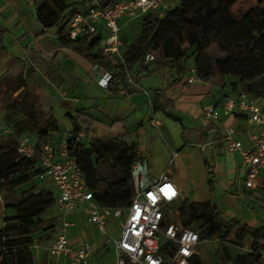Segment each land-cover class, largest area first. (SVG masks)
<instances>
[{
    "label": "trees",
    "instance_id": "1",
    "mask_svg": "<svg viewBox=\"0 0 264 264\" xmlns=\"http://www.w3.org/2000/svg\"><path fill=\"white\" fill-rule=\"evenodd\" d=\"M238 1L178 0L160 11L146 12L120 27L121 57L103 52V30L92 37L70 39L67 36L69 18L79 10L81 1L38 0L35 16L43 30L54 28L59 45L109 72L110 82L128 69L138 67L151 72L161 64L175 67L181 77L191 65L203 81L228 78L223 85L232 90L231 94L244 90L259 102L264 99V0H259L240 19L231 12ZM6 31L0 25V35ZM149 52H156L158 56L145 62ZM187 57H192L190 64L185 62ZM11 80L12 76L6 74L0 88ZM123 86L127 93L131 92L130 82ZM20 87L6 104L9 111L21 114V118L12 124L15 144L0 145V190L23 189L18 192L16 202L5 206L10 214L4 217V226L0 228V264H36L33 245L45 244L57 228L46 219L54 206L56 193L38 189L31 183L41 176L42 170L36 159L21 157L16 144L17 138L27 133L36 147L44 143L54 145L58 142L50 141L49 133L59 131V124L52 110H44L37 92L22 79L15 84V89ZM153 100L163 110L172 106L163 87L154 90ZM61 106L70 108L67 101L61 102ZM69 120L71 128L65 138L68 151L84 173L85 185L93 200L110 208L127 207L135 190L132 165L142 159L136 146L128 142L131 134L113 135L109 140L89 138L84 125L89 126L93 118L75 110V116H70ZM80 132L83 136L77 138ZM176 211V223L196 230L199 243L228 240L241 248L248 236L252 238L250 250L235 257L223 246L224 263L264 264L261 254L264 225L252 229L246 224L240 225L234 218L225 220L211 199L183 197ZM39 230L42 233L36 238ZM190 264H205L197 250Z\"/></svg>",
    "mask_w": 264,
    "mask_h": 264
},
{
    "label": "crops",
    "instance_id": "2",
    "mask_svg": "<svg viewBox=\"0 0 264 264\" xmlns=\"http://www.w3.org/2000/svg\"><path fill=\"white\" fill-rule=\"evenodd\" d=\"M35 8L36 6H30L27 0H0V25L7 30L0 35V83L6 74L12 76L11 82L0 88V93L7 94L9 101V96L14 97L22 88L15 89V84L22 79L27 87L37 92L44 110L51 109L54 117L55 109L52 105L54 96L56 94L64 98L68 96L72 103L69 102L68 112H63L65 127L62 128L55 117L59 131L49 133L50 141L56 143L66 138V132L71 127L69 117L74 116L73 111L80 110L94 119L90 123L93 128L104 133L111 136L126 132L136 134L134 145L142 158L137 163L140 181L144 179L149 184L161 173H165L177 187L180 198L182 195L185 197L184 182L176 175L183 174L189 187L203 190L201 199L195 197L191 200L211 199L225 220L234 218L240 225L246 224L252 229L264 225V176L258 178L254 187H246L243 184L244 167L241 156L236 152L226 151L221 141L224 127L232 126L235 137L240 139L244 146H248L245 131H256L258 126L253 124L248 116L239 113L221 115L219 119L212 121H206L202 117V110L205 107L217 106L221 99L231 94L232 90L223 85L228 78L215 77L209 81L187 84L186 71L179 77L177 73L170 75L162 73L159 69L151 72L143 69L134 79H130V93H127L121 84H113V81L104 88L98 81L106 71L91 65L77 53L59 45L54 32L51 33L53 44L49 47L45 45L47 43L44 42V38L50 31L42 29L35 16ZM24 46L25 48L28 46L29 49L26 54ZM145 78L151 80L150 84L155 86L153 89L143 83ZM12 85L13 89L9 91ZM162 87L172 103V106L165 110L153 100L154 90ZM97 98H100L103 104L95 101ZM124 98H128V101H121ZM7 102L3 106L4 115L13 113L6 108ZM146 102L153 113L161 111L168 121L173 120L175 127H179L176 138L169 133L165 134L166 151L159 172L155 176L149 174L148 153L138 136L143 129L141 118L149 111L145 107ZM259 103L264 106V99L259 100ZM19 115L21 118V114ZM104 116L108 126L106 131L99 127L105 122ZM157 120L163 129L162 132L166 133L165 122ZM199 145H204V149ZM183 152L187 157L185 162L179 159V154ZM38 179L42 180L38 183V189H49L56 193L49 179L43 176L36 180ZM18 198L17 190H0V228L4 226V217L10 214L5 206L16 202ZM86 207V203H81L66 214V218L73 222V226L67 232L68 239L74 244L88 241L92 245L93 264H108L110 257L114 259L112 246L106 244L104 236L88 223ZM46 219L57 227L61 214L52 208L46 214ZM86 228L96 230V235L93 236L90 232L88 235L84 230ZM241 248L244 253L248 251L244 248V243ZM261 254L264 255V250ZM34 255L37 258L36 264H69L65 256H51L44 249L38 250ZM99 256H102L101 261L98 260Z\"/></svg>",
    "mask_w": 264,
    "mask_h": 264
},
{
    "label": "built area",
    "instance_id": "3",
    "mask_svg": "<svg viewBox=\"0 0 264 264\" xmlns=\"http://www.w3.org/2000/svg\"><path fill=\"white\" fill-rule=\"evenodd\" d=\"M78 1H81L80 8L69 18L67 36L70 39L92 37L103 30V52L121 57L120 27L146 12L172 6L178 0ZM37 2L27 0L30 6H36ZM154 59V53L149 52L144 61ZM185 71L187 84L203 81L193 66L189 65ZM110 78L111 74L105 72L98 83L106 88ZM128 82L131 80L128 79ZM236 113L248 116L258 129L245 131L248 146L235 137L232 126L224 127L221 141L226 151L241 156L243 184L252 188L258 178L264 176V106L250 98L244 90H239L225 96L219 105L205 107L202 117L212 121L221 115ZM149 123L155 128L160 125L153 115ZM82 136L83 132H80L77 138ZM199 147L204 149V145ZM16 150L21 157L37 160L42 170L41 176L49 179L56 189L53 208L61 214L55 234L45 244L33 245L35 254L44 249L51 256H65L69 264H93L92 245L88 241L71 243L67 236L73 222L66 218V214L79 204L86 203L87 221L104 236L106 244H111L114 264H125L127 261L132 264H190V258L198 249V232L167 220V210L179 198L178 189L167 174L161 173L155 181L140 185L137 164H133L135 190L129 205L110 208L93 200L92 193L85 185L84 173L69 154L65 138L54 145L44 143L36 147L34 139L25 133L17 138Z\"/></svg>",
    "mask_w": 264,
    "mask_h": 264
},
{
    "label": "rangeland",
    "instance_id": "4",
    "mask_svg": "<svg viewBox=\"0 0 264 264\" xmlns=\"http://www.w3.org/2000/svg\"><path fill=\"white\" fill-rule=\"evenodd\" d=\"M258 1L259 0H239L238 2H236L232 6L231 12L235 15V17L237 19L243 18L244 15L252 7H254L258 3ZM49 31H50V33H47V36L44 38V42L47 43V44H45V45H47V47H49V45L53 44L52 43L53 42L52 41V34L54 32V28H50ZM23 49H24V54L27 53L29 50V49L25 48V46L23 47ZM157 56H158V54L155 52L154 57L156 58ZM191 61H192V57H187L185 59V62L188 64H190ZM158 69L164 74L176 75L175 67H171L168 64L167 65L161 64V65H159ZM141 70H143V69L141 68ZM139 71H140V68H138V67L128 69V70H126L125 74L120 73L119 76H117V78H115L113 80V84H116V85L121 84L123 86L124 84H126L128 82V79H131V80L134 79V77L136 76L137 73H139ZM168 77H170V76H168ZM143 83L146 84V86H148V87L151 86L150 87L151 89H153V87H155V86H152V84H150L151 83L150 79L145 78ZM66 85H65V87H67ZM12 89H13V85L9 89V91ZM122 100L128 101V98L121 99V101ZM7 101H8L7 94L3 95L0 93V145H2V146H8V145L15 144L13 131H12V124L15 120H17L20 117L19 114L14 113V112L4 115L3 106ZM63 101H67V103L70 102V104L72 103L70 101V99L68 98V96L66 98H64V97H60L59 95L56 94V96H54V98L52 99V103H53L52 105L54 106V109H55L54 115L57 118V120L59 121L60 126L62 128L65 127L63 112L64 113L68 112V110L65 106L64 107L61 106V102H63ZM95 101L103 104V102L101 101L100 98H97V100H95ZM145 104H146L145 105L146 109H149V111H148V114L146 116H144V118H141V119H143V129H142V132L139 133L140 135H138V136L142 140V142H143L142 144L145 145V149L147 150L146 152L148 153L147 161L149 164V168H148L149 174L155 176L159 172V169H160V166L162 163V159L165 155V151H166V145H165L166 138H165V136L167 135V133H169L173 138H176L178 136V133H179V129H178L179 127L178 128L175 127L173 120L168 121V119H166L165 115L161 111H159L155 114L150 110L149 103L146 102ZM152 108H153V106H152ZM73 115L75 116V111H73ZM152 115L156 119H160V120L165 122L164 127H165V130L167 131L166 133L162 132L163 129L160 128V126H158L156 128H152L149 125L148 119ZM103 118L105 119L104 120L105 122L99 127L102 130L105 129V131H106L108 129V126L106 124V121H107L106 116H104ZM84 127H87V128H85V131H86V135H88L89 138H103L105 140H109L111 138V134L104 133V132L100 131L99 129L93 128L92 125H90V126L84 125ZM70 128L71 127H69V129L67 130V132H66L67 134H68ZM161 132L164 134H162ZM131 134H132V136H131V138H129L130 139L129 143L134 145L135 144L134 140L137 139V136L133 132H131ZM179 159L183 162H185L187 160V157H186L184 152L179 154ZM144 168L146 169L145 165H144ZM176 176L179 179H183L182 180L184 182L183 192H184L185 197H187L190 200L194 199L195 197L201 199L203 190H201L200 188L199 189L198 188L193 189V188L189 187V185L186 183L187 182L186 176L184 177L183 174H177ZM41 181H42L41 179H38V180L34 179L31 183L34 186L38 187V183ZM140 185H147V183L145 182L144 179H142ZM22 189L23 188L18 189L17 192H19V194H20ZM182 198H183V195L175 202V204L172 207H170L167 210V212H166L167 217L166 218L168 221L177 222L176 221L177 217H176V213H175L176 205ZM47 222L49 223L50 221H47ZM76 228L78 229V226ZM84 230L88 235L91 233L93 236H95L97 233L96 230L91 229V228H86ZM41 233H42V231L39 230L38 232H36L35 237L37 238V236L40 235ZM77 234H78V230H77ZM231 239H232V236L230 237L229 240H231ZM251 242H252V238L250 236H248L244 241V248L248 249V251L250 250ZM262 244H264V240H262ZM223 246L226 247V249L229 251V253L234 257L244 253L242 251V248H238V247L231 245L230 241L227 240L223 243H219L217 239H214L212 241H205V242L199 243L197 251L200 253V256H201V258L205 264H232L230 262H228V263L223 262L224 255L221 251ZM104 252L106 253L108 251H104ZM34 258H35V261L37 262V258L35 257V255H34ZM98 260L101 261L102 256H99ZM113 260H114L113 257H110L108 264H112L114 262Z\"/></svg>",
    "mask_w": 264,
    "mask_h": 264
}]
</instances>
